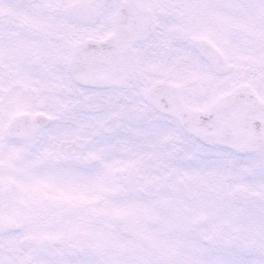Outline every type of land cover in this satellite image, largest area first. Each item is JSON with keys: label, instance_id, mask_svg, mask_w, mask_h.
I'll return each mask as SVG.
<instances>
[{"label": "flooded vegetation", "instance_id": "1", "mask_svg": "<svg viewBox=\"0 0 264 264\" xmlns=\"http://www.w3.org/2000/svg\"><path fill=\"white\" fill-rule=\"evenodd\" d=\"M247 2L240 9L239 0H0V224L17 226L0 229V264H56L62 228L69 230L71 240L78 212L96 231L107 228L102 219L108 192L87 205L44 195L47 177L61 183L66 176L91 192V175L85 177V171L98 164L88 165L91 154L83 155L80 139L74 140L90 134L85 126L108 120L120 124L121 108L137 103L157 116L151 120L180 125L176 117L148 104L147 92L158 86L167 89L161 97L171 105L179 99L189 113L205 114L217 106V136H234L232 126L222 130L218 123L221 102L238 88L245 86L264 106V0ZM118 11L121 21L134 17L137 24L132 51L139 81L130 88L123 85L125 37L118 30ZM239 22L245 30L236 27ZM231 25L232 31H222ZM90 41L110 44L94 52L100 54L96 60L92 52L77 57V47ZM257 44L259 52L252 46ZM242 45L252 59L246 80L239 81L236 60ZM100 75L105 85H87L99 82ZM262 114L258 126L263 132ZM47 115L48 126L39 121ZM9 129L21 137H7ZM170 137L166 155L172 168H188L209 151L215 161L213 180L199 182L201 195L190 197L192 202L176 215L183 234L182 264L203 262L195 255L207 233L218 242L229 237L234 258L239 242L249 239L248 247L257 253L253 259L243 257L246 263L264 264V144L239 152L228 145H208L186 130ZM68 147L74 148L72 156L66 154ZM102 168L106 172V164ZM137 178L139 189L146 188L148 180L138 173ZM238 187L257 196L241 199L235 195ZM115 190L126 197L127 188L117 185ZM206 198L212 199L213 212L200 207Z\"/></svg>", "mask_w": 264, "mask_h": 264}, {"label": "rangeland", "instance_id": "2", "mask_svg": "<svg viewBox=\"0 0 264 264\" xmlns=\"http://www.w3.org/2000/svg\"><path fill=\"white\" fill-rule=\"evenodd\" d=\"M241 4L248 5L249 3L247 0H239L237 6L240 9L243 8ZM232 26L222 27V31L229 33L232 31ZM236 27L245 30L240 22ZM257 45L258 48L252 46L255 51L259 52L260 45ZM251 59L246 55L238 57L242 67L248 66ZM247 75V71L238 69L239 81L246 80ZM121 110L123 117L120 124L115 126L106 124L110 123L108 120L106 123L102 122L103 125L85 126V132L91 135L87 136L85 133L81 138H74V140L80 139L78 142L83 149V155L91 153L97 156L100 161L98 170L102 174L105 172L101 166L105 164L107 166V181L102 180L96 172L97 169L91 173L89 181L92 184H88L90 193H86L87 187L77 186L86 197L83 202L88 204L100 194L112 192L117 186L114 176L117 170L134 168L143 180H156L157 185L152 189L140 188L125 198H109L102 219L107 224L103 232L96 231L93 226L90 229L85 223L81 224L82 220L79 222L77 214L73 221L76 225L79 222L80 227L72 228L76 230V233L74 231L75 235L71 240H69V230L65 226L62 228V248L56 254V264H182L181 238L183 234L182 227L175 220L176 215L182 212V206H187L192 202L188 200L190 197L201 195L202 190L198 183L202 178L196 176L203 175V181H208L210 176L212 177L211 173L215 168L214 156L210 154L212 151L205 152L203 154L207 156H201V161L195 162L192 168L174 166L172 168L168 158H164V153L160 152L159 147L155 145L157 143L163 146L164 142V149H168L171 145V137H166L169 132L166 121L151 120L157 116L150 113L145 104L141 106L137 103V107L133 104H125ZM61 113L66 114L63 109ZM149 120L157 124L149 125ZM177 126L179 129L178 124ZM169 127L176 129L174 125H169ZM51 129L47 130L48 133ZM106 130L112 131L113 134L110 138L106 136L108 138L102 140L104 138L102 133ZM162 131L167 132L161 134ZM69 165H71L70 162L65 164L67 167ZM197 169L203 172L199 175ZM86 175L88 177L90 173ZM59 179H55L58 184L72 181L66 176H63L64 182L59 183ZM46 181H49L48 177ZM204 201L205 204L200 203V207H206L208 212H213L212 199L206 198ZM167 214H170L169 217ZM113 215L119 216L122 220L117 230L111 224ZM170 228L171 230H168ZM207 239L209 241L204 242ZM229 239V237H224L221 242H218L210 240V233L205 234L199 241V253H196L195 259L199 256L203 261L201 264H239L243 257L253 259V254L257 253L248 247L249 239L243 237L244 241L239 242L238 252H235L237 255L234 258ZM201 251L204 252V257L200 256Z\"/></svg>", "mask_w": 264, "mask_h": 264}, {"label": "water", "instance_id": "3", "mask_svg": "<svg viewBox=\"0 0 264 264\" xmlns=\"http://www.w3.org/2000/svg\"><path fill=\"white\" fill-rule=\"evenodd\" d=\"M123 29H125V39H126V49H125V53H126V69H132L135 71V65H134V61H133V57H132V52H131V45L133 43V41L137 40V35L135 32V27H134V23L131 22V20L126 21L125 23V28L122 27ZM89 45H85V46H81L80 49H78L77 54L80 52L82 53L83 51H86L87 49L91 48L88 47ZM128 77V75H127ZM128 79L132 80V83L134 81H136V76L135 73H133ZM244 90L243 89H239L237 90L234 94H232L230 97H228L226 100L223 101L222 103V108L225 106V104L228 101H232V102H236L233 105V113L229 116L230 118L233 119V125L234 126H238L241 127L242 133H247L249 131V133L252 132L253 127L255 131L256 128V120L258 119V117L256 116V114H249L247 113V109L252 108V106L248 107L247 105H250V101H248L247 99H252L253 98L249 95V96H245L243 95ZM152 91L148 94V98L150 100V97L152 95ZM246 97V98H244ZM151 102L156 105L158 107V109L165 111L167 113H173V115H175L181 122V125L185 128L188 129L189 131H191L193 134H195L196 136L202 138L203 140H205L207 143L213 144L215 143V137H213V127L214 125H192L190 123V120H192L193 118H200L202 116L205 115H189L188 113H186L182 106L179 105V108L177 109L176 112H172L170 111L169 108L167 107H162L161 105H159L155 100H151ZM213 109L211 110V113L208 116H212L213 115ZM237 112V114L235 113ZM49 121L47 119H45V123H48ZM208 127L212 128V129H208ZM256 136V135H255ZM238 140L240 141H244L246 142L248 140V138L244 137H240L238 138ZM256 138L255 137H251L249 139V141L251 143L255 142ZM219 141V140H218ZM221 142H225L224 139L221 140ZM244 148L246 149H251L249 146H244ZM120 175V182H125V185L129 186L130 191H132L134 188L137 187V183H136V178H135V174L129 172L127 174L126 177H124V175L122 173L119 174ZM114 194H119V192H114ZM112 222L114 225H119L120 220L117 217H113L112 218Z\"/></svg>", "mask_w": 264, "mask_h": 264}, {"label": "snow or ice", "instance_id": "4", "mask_svg": "<svg viewBox=\"0 0 264 264\" xmlns=\"http://www.w3.org/2000/svg\"><path fill=\"white\" fill-rule=\"evenodd\" d=\"M44 195L52 194L54 198L66 203H81L86 197L83 191L74 185L71 181H66L62 184H58L54 181L47 182L45 184Z\"/></svg>", "mask_w": 264, "mask_h": 264}]
</instances>
